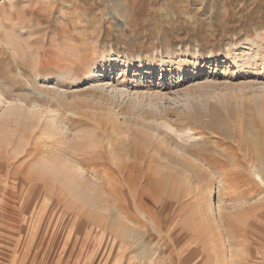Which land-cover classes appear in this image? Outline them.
Returning a JSON list of instances; mask_svg holds the SVG:
<instances>
[{"label": "rangeland", "instance_id": "rangeland-1", "mask_svg": "<svg viewBox=\"0 0 264 264\" xmlns=\"http://www.w3.org/2000/svg\"><path fill=\"white\" fill-rule=\"evenodd\" d=\"M262 41L264 0H0V98L37 115L0 123V264H264V73L226 58Z\"/></svg>", "mask_w": 264, "mask_h": 264}, {"label": "bare ground", "instance_id": "bare-ground-1", "mask_svg": "<svg viewBox=\"0 0 264 264\" xmlns=\"http://www.w3.org/2000/svg\"><path fill=\"white\" fill-rule=\"evenodd\" d=\"M249 43H251V45L249 46L250 49L248 48V51L250 53H246V54L244 53L242 56L228 54L226 58L233 63L234 69H238L241 72H243L246 68H249L248 70L250 71V73H254L255 76H256V74L258 75V73L260 71H262L264 73V41H262V45L260 47H259V45H257V43H253V42H249ZM114 57L115 56L113 54H107V56L104 55L102 57V64L101 65H103V67L106 68L107 63H111L112 61L113 62L114 61L117 62V64L118 63L119 64H122V66H123L122 71L124 72L123 73V75H124V77H123L124 79L123 80H125L126 78H128L127 71H125V68L126 69H134V68H137V65H139V69H140V73L141 74H143L144 71L146 70V68H145L144 63H143L142 60L141 61L138 60V62L135 63V62L130 61V60H127V59L120 60L119 58H116L115 59ZM199 61L200 60L198 59L197 56H195V57L193 56L191 61L185 59V60H181L179 62H176V61L170 59V61L168 62V64L170 65V68L171 69H173L175 67V65H176V69L178 70V74H179L178 78H181V76L186 77L189 74H192L193 73V69L195 70V73H196L201 68ZM259 63H261L260 64L261 67H260ZM165 64L166 63L163 62V66L166 69L168 66L167 65L165 66ZM149 66L151 68H153V67L156 66V64L154 62H151L149 64ZM96 67H97L96 69L98 70V72H92V73H90L91 74V77H90V80H89V82H90L89 84H91L92 87L99 88V90L102 93H108V91H110V92H113V93L117 94L116 92H118L119 96H122L123 93L118 90V87H120L119 84H115L114 85V84H111V83H108V82L105 83V79H104L105 76L102 75V72L99 73V66L97 65ZM163 71H164V69H163ZM104 73H106V72H104ZM144 75H146V74H144ZM118 76H120V75H118ZM172 78H174V76ZM140 79L141 78L139 76L134 77V81L135 82H134V84L131 85L132 89L133 88H138V85L142 84V81ZM60 80H61V82L64 81V83L65 82L69 83V85H72L73 83H75L74 80L71 79V78H63V77H61ZM182 80H183V78L180 79L179 81L182 82ZM132 81H133V78H132ZM177 83H179V82H177ZM131 87H129V88H131ZM125 89H128V86ZM225 100H226L225 97H223L222 99H218V101L221 102V103H223ZM258 101H259V97H256V103L257 104H258ZM136 102L137 103H135V106L133 108H134L135 111H138L140 108H142L143 103L141 101H138V100ZM148 109L151 112H158L159 111L157 109V107H155L154 105H151V104L150 105L148 104ZM24 116H28V118L35 119V117L37 115L33 111L28 112V113H25V111L23 112L22 108H20L17 104H14L13 105L7 99H1L0 98V123L5 122V121H9L10 122L12 120L19 121L20 122L21 119H22V117H24ZM157 120H154L153 123L157 124L159 127L160 126L163 127L164 129H166L168 131H171L173 134H175L176 136H178L181 140H183L185 142L188 141V140H190V139H193L194 138L192 136H189L188 138H185L184 136H182L183 135V132L181 130L175 129L174 126L169 121H167V120H164V121H162L160 123ZM60 130H61V128H58L57 129L55 126H52L51 133L54 136H58L59 133H60ZM136 163L137 162H132L131 164H127V165L124 164L123 165L124 166V171L127 170L128 168H130L132 170L131 174H135V172L137 171V169L139 170V168H140L139 167V164L137 165ZM217 175L220 178L223 177L222 176L223 175L222 173H217ZM132 176H129V177H132ZM128 178H126V179H128ZM207 210H210V209H207ZM206 212H208L207 215H211V213L209 211H206Z\"/></svg>", "mask_w": 264, "mask_h": 264}]
</instances>
